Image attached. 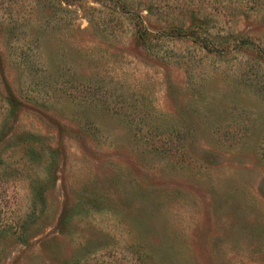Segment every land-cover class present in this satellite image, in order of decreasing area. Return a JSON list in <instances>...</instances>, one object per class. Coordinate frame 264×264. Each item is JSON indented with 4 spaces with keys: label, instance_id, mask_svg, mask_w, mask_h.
<instances>
[{
    "label": "rangeland",
    "instance_id": "rangeland-1",
    "mask_svg": "<svg viewBox=\"0 0 264 264\" xmlns=\"http://www.w3.org/2000/svg\"><path fill=\"white\" fill-rule=\"evenodd\" d=\"M0 264H264V0H0Z\"/></svg>",
    "mask_w": 264,
    "mask_h": 264
},
{
    "label": "trees",
    "instance_id": "trees-1",
    "mask_svg": "<svg viewBox=\"0 0 264 264\" xmlns=\"http://www.w3.org/2000/svg\"><path fill=\"white\" fill-rule=\"evenodd\" d=\"M137 34L139 35V37H142V38H144L145 36H147V32L144 29H142V27H141V29H139V31L137 32Z\"/></svg>",
    "mask_w": 264,
    "mask_h": 264
}]
</instances>
